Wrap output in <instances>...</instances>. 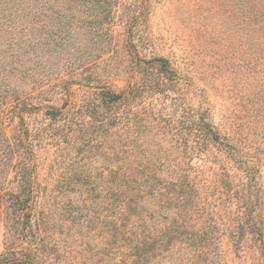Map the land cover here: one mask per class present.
<instances>
[{
  "label": "trees",
  "instance_id": "1",
  "mask_svg": "<svg viewBox=\"0 0 264 264\" xmlns=\"http://www.w3.org/2000/svg\"><path fill=\"white\" fill-rule=\"evenodd\" d=\"M0 2H16L21 11L27 5ZM44 4L51 8L50 1ZM85 7L87 22L107 34L112 5L90 0ZM250 8L251 25L264 28V7ZM9 10L1 8L0 18ZM39 13L34 9L32 16ZM259 36L247 63L264 72V34ZM132 71L133 80L121 90L87 81L90 93L79 102L45 109L48 121L39 132L41 139L57 138L62 201L51 203L24 143L22 165H11L15 185L0 195L8 221L0 264H217L223 231L235 249L244 234L257 233L264 262V223L255 206L260 175L245 144L238 145L239 134L222 133L202 105L177 97L166 107L145 102L155 95L166 99L174 88L176 72L166 58L137 57ZM10 99L0 92V110ZM211 145L242 170L239 187L227 172L213 186L202 181L191 158ZM6 147L18 156L9 140ZM232 202L236 213L220 207ZM9 233L20 245L9 246Z\"/></svg>",
  "mask_w": 264,
  "mask_h": 264
},
{
  "label": "rangeland",
  "instance_id": "2",
  "mask_svg": "<svg viewBox=\"0 0 264 264\" xmlns=\"http://www.w3.org/2000/svg\"><path fill=\"white\" fill-rule=\"evenodd\" d=\"M47 1L51 8L43 5ZM88 1L41 0L34 8L40 11L37 17L32 16L33 0H25L28 6L22 3V11L16 2H0V9L10 8L3 14L7 17L0 18V92L12 97L11 104L0 110V195L15 185L11 165L18 161L22 165L26 144L30 150L26 148L24 155L37 164L51 203H60L62 192L55 179L62 156L57 138L41 139L39 132L48 121L45 109L59 107L65 100L79 102L90 93L87 81L106 82L121 90L133 80L137 57L161 56L174 68L177 81L166 99L155 95L145 102L166 107L177 97L180 103L202 105L222 133L239 134L238 145L245 144L243 149L259 170L261 189L255 206L264 223V72H256L247 63L249 52L264 34L260 22L251 25L250 7H264V2L96 0L112 5L105 34L87 22L91 18L85 7ZM6 137L17 157L10 155ZM191 163L203 172L201 179L208 186L225 172L234 187L245 179L242 170L212 145L194 154ZM233 202L220 207L236 213ZM3 208L4 204L0 207V252L8 222ZM240 241L241 248L235 249L223 231L217 264H264L257 233L248 232ZM8 242L20 245L10 233Z\"/></svg>",
  "mask_w": 264,
  "mask_h": 264
}]
</instances>
